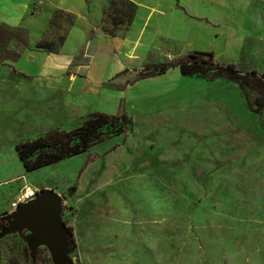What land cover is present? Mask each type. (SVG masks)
<instances>
[{"label":"rangeland","instance_id":"374dc122","mask_svg":"<svg viewBox=\"0 0 264 264\" xmlns=\"http://www.w3.org/2000/svg\"><path fill=\"white\" fill-rule=\"evenodd\" d=\"M175 1L177 17L167 10L138 24L133 0H70L71 9L47 14L37 50L61 51L73 31L82 46L99 33L126 40L129 67L107 84L124 92L115 106L99 99L106 114L127 112L132 127L87 152L27 172L18 144L74 130L101 111L68 123L60 102L25 79L0 83V264H61L47 244L32 243L33 228L10 223L43 190L63 198L62 264H264V108L247 104L263 94L179 68L139 79L147 65L192 51L263 76L264 0H253L252 16L231 17L209 0Z\"/></svg>","mask_w":264,"mask_h":264},{"label":"crops","instance_id":"0c3cea01","mask_svg":"<svg viewBox=\"0 0 264 264\" xmlns=\"http://www.w3.org/2000/svg\"><path fill=\"white\" fill-rule=\"evenodd\" d=\"M133 1L139 6L137 24L140 18L146 16L151 21L158 13L168 17L165 12L167 10L172 12L173 18L179 15L175 9V0ZM209 1L226 11L230 17L234 10L245 12L237 15L252 16L251 11L255 7L253 0L232 4L223 0ZM70 3V0L65 3H60V0H0V25H23L29 31H35L30 48L23 51L17 62L7 61L0 65V83L15 78L25 79L30 86L46 96L47 102L50 99L55 104L60 102L59 106L69 116L66 119L68 123L79 124L85 118L83 116L93 110L109 111L103 108V101L99 98L107 97L115 106L124 91L110 88L107 84L115 83L119 75L129 67V59L124 52L126 40L105 33L97 34L90 45L82 46L79 32L76 35V31H73L59 52L35 49L33 44L45 27L49 11L56 8L71 9L73 5ZM73 37L80 41L72 46L69 43Z\"/></svg>","mask_w":264,"mask_h":264},{"label":"trees","instance_id":"16d2710c","mask_svg":"<svg viewBox=\"0 0 264 264\" xmlns=\"http://www.w3.org/2000/svg\"><path fill=\"white\" fill-rule=\"evenodd\" d=\"M58 13L64 14L60 10L57 11V16ZM66 15L72 23L73 17L69 14ZM37 47L38 49L43 48L41 45ZM29 48L30 34L23 25L15 27L7 24L0 25V65L5 64L7 61L17 62L23 51ZM214 56L212 51H192L170 63L147 65L139 73V79L162 75L172 68H179L184 76L196 74L223 76L237 82L241 89L249 87L261 92L263 97H258L255 102H251L247 97L248 107H254L253 111L260 112L264 108V75L260 76L256 69L245 70L235 63H218L215 61ZM114 88L125 89L124 86H114ZM132 124V119L125 111L117 115L96 112L91 114L81 126L74 130L50 131L46 136L18 144L16 151L24 164L25 170L33 172L58 163L63 159L87 152L106 139L124 134L132 127ZM68 233L72 235V230L68 229Z\"/></svg>","mask_w":264,"mask_h":264},{"label":"water","instance_id":"95a60500","mask_svg":"<svg viewBox=\"0 0 264 264\" xmlns=\"http://www.w3.org/2000/svg\"><path fill=\"white\" fill-rule=\"evenodd\" d=\"M62 204L63 198L55 190H43L34 199L21 205L11 217L12 220L22 217L27 225L23 229L37 228L42 241L40 244H47L56 259L55 250L58 256V260H56L61 264L64 262L63 250L65 246L61 247L60 239L62 234L66 238L65 227L62 223Z\"/></svg>","mask_w":264,"mask_h":264},{"label":"bare ground","instance_id":"6f19581e","mask_svg":"<svg viewBox=\"0 0 264 264\" xmlns=\"http://www.w3.org/2000/svg\"><path fill=\"white\" fill-rule=\"evenodd\" d=\"M11 222H15L22 229L27 226L25 221H24V219L22 217H17L15 219L11 220ZM34 230H35V232H34L32 238H31V241L37 247L42 241L39 238V230L37 228H35ZM65 244H66V238H65V235L62 234L61 239H60V245L63 248L65 246ZM56 253L57 252L54 250L55 257L58 260V256H57Z\"/></svg>","mask_w":264,"mask_h":264}]
</instances>
